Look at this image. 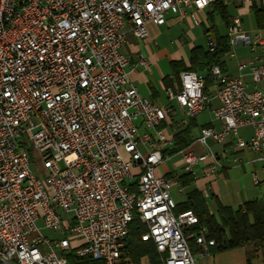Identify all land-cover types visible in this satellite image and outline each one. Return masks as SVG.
<instances>
[{"label":"built area","instance_id":"1","mask_svg":"<svg viewBox=\"0 0 264 264\" xmlns=\"http://www.w3.org/2000/svg\"><path fill=\"white\" fill-rule=\"evenodd\" d=\"M214 1L0 0V264H74L69 255L131 264L121 250L135 218L163 264H197L209 254L214 241L204 231L192 253L183 229L197 218L190 209L174 213L171 179L155 173L172 143L161 128L170 107L139 95L123 45L126 28L142 39L148 23ZM240 1L264 9V0ZM227 37L230 49L242 45L251 54L227 52L236 58L233 76L210 67L213 95L195 71H180L176 87L165 90L189 117L217 100L210 115L220 126L201 128L195 139L204 150L179 151L185 172L199 163L215 172L221 163L208 141L229 136L233 148L264 161V28L245 29L234 15ZM137 61L147 66L142 54ZM245 127L249 137L239 133ZM251 182L264 191V166L251 171ZM201 194L209 198V189Z\"/></svg>","mask_w":264,"mask_h":264},{"label":"trees","instance_id":"2","mask_svg":"<svg viewBox=\"0 0 264 264\" xmlns=\"http://www.w3.org/2000/svg\"><path fill=\"white\" fill-rule=\"evenodd\" d=\"M246 5L253 13L255 27L264 28V9L256 3ZM210 8L208 13L210 24L203 29L208 48L193 46L189 51L187 63L183 60L170 61L171 75L175 78H178L180 71H195L204 75L205 93H209L208 90L211 85L210 67L216 64L220 66L222 71H226L224 55L230 50L227 28L232 17L223 4V0H215ZM214 14L223 21L224 32H220L214 24L212 20ZM164 83L165 85L170 84L168 76L164 77ZM163 125L162 123L161 126ZM192 127L193 124H190L174 133L173 145L170 150H165V152L175 153L186 147L191 141ZM192 180L193 176L189 172L178 176V181L182 185L188 184ZM209 200L214 204L212 212L209 211L207 199L203 198L200 191L194 189L187 193L184 202L176 204L174 208V213L190 209L197 218L195 224L183 229L192 253L196 254L200 250L195 243V235L204 231L206 238L214 241V245L208 248L210 254L242 248L245 264H251V260L258 255L264 264V195L245 201L235 209L224 205L215 196L211 195ZM146 230L145 224L138 218L129 224L121 257L129 260L131 264H140L142 258L146 259L147 264H163L162 256L156 251L153 242L141 239V234L145 233ZM68 260L74 264H105L102 260L94 259L91 256L69 255Z\"/></svg>","mask_w":264,"mask_h":264},{"label":"crops","instance_id":"3","mask_svg":"<svg viewBox=\"0 0 264 264\" xmlns=\"http://www.w3.org/2000/svg\"><path fill=\"white\" fill-rule=\"evenodd\" d=\"M223 4L226 7H228L229 4H232L235 8H237V10L241 11L240 14H238L239 16L240 15L249 16L250 14H252L253 16L252 11L247 7V5L243 4L240 0H223ZM210 10L211 8L209 6L201 10H193V9L187 8L185 11V14L182 16L178 14L167 13L164 24L162 25H155L153 23L147 24L148 34L145 38H142L141 41H138L139 38L134 37L127 28L124 31L125 42L123 45V51L131 57L130 65L128 69L129 71L128 76H129L130 82L132 83L133 86L136 87L139 95L143 97H147L152 102L170 107V112L168 114V117L163 122L164 125L161 126V128L164 131H168L171 134L170 136L171 139L173 138V134L176 133L178 130H181L185 128L186 126L193 124V127L191 129V141L189 142L188 145H186V147H183L182 149L189 148L196 152H202L204 150L202 146L195 143V139L198 136L201 128L205 126H209L211 124L215 125L216 127L220 126L219 122L211 120V115H210V108L215 107L217 105V100L215 98H212L209 104V108L205 109L209 111V119L207 121L198 122L196 119V116L189 117L186 114L185 109L180 107L175 102V100H169L165 93L166 88L176 87L178 78L173 77L171 73L167 75L158 74V76H155L152 72L147 71L149 68V62L153 61L155 56H154V53L151 52V50L148 48L146 44L149 41L154 42L156 44V42L153 41V37L155 35H157L158 33H164L175 26H179L181 29L180 32L184 33L187 36V39H188L187 43H188L189 51L193 46H200V45L195 44L194 42L195 36H194L193 29L199 26L203 33V29L205 27H208L210 24V20L208 19V13L210 12ZM191 14H194L197 17L199 21L198 24H195L192 21ZM252 20L250 19L247 20V26L244 27L245 29L256 28V27H252L251 23H250L251 25L249 24V22ZM253 24H254V21H253ZM248 25H250V27ZM141 46L145 48L144 50L146 51V54H147V58H148V60L146 59L147 66L141 65L137 61L138 55L142 54ZM167 54L169 55L171 60H182L178 51H173L171 53L167 52ZM188 55H189V52H188ZM188 55L186 59L183 60L186 63L188 60ZM226 72H227V68H226ZM165 76H168L170 79L169 85H165L164 83ZM208 92L210 93V95H213V91L210 86H209ZM203 111L201 113H203ZM239 133L244 137H249L251 135V129L248 127H245V128L240 129ZM232 140H233V137L229 136L223 143H220V144L209 141L208 144L211 147V149L214 152L218 153V159L221 163V166L218 169H216L215 172H211L209 170L208 163H199L195 165L192 168V171L189 172L193 176V180L189 182L188 184L182 185L178 181L179 175L183 173H187L182 168V157L179 163V168L176 169L175 171H167V172L161 173L158 170L159 165L156 167L155 173L157 175H166L168 178L171 179V182L175 180L177 184L179 185L178 193L179 195L182 196V198L179 199L178 201L174 200L176 204H180L184 202L187 198V193L190 192L191 190L196 189L202 192V190L205 188L209 189V198L211 195L215 196L221 203H223L224 205H228L234 209L240 206L245 201H248L254 198H260L257 196H253L254 193L255 194L257 193V190L254 191L252 194H250L249 192L247 194L248 197L245 198L244 195L246 194L242 190V186L239 185V182L236 176V175L240 176L239 172L238 174L235 173L236 175L233 177V173H230V169L234 171L238 168H244L245 165L252 166L251 167L252 169L255 166H257V168L264 166V161L259 159L261 154L254 153L246 149H235L233 148ZM172 145H173V141L169 146L163 148V152L166 155V158H164L163 162L167 158L175 154H180L179 153L180 150L175 153H169L168 151H167L168 153L165 152V150H170ZM221 151H224V155L220 153ZM233 159H235V161ZM229 182H231L232 184L228 185L227 183ZM171 186H172V183H171ZM171 186H170V189H171ZM227 186L230 187V190H233L231 194L227 192V189H228ZM263 195H264V191H263V194H261V197ZM209 198H207V205H208L209 211L212 212L214 209V204L211 200H209ZM258 258H261V257H258ZM252 260H251V264H252Z\"/></svg>","mask_w":264,"mask_h":264},{"label":"rangeland","instance_id":"4","mask_svg":"<svg viewBox=\"0 0 264 264\" xmlns=\"http://www.w3.org/2000/svg\"><path fill=\"white\" fill-rule=\"evenodd\" d=\"M228 13L230 16L238 15L240 14L241 11L237 10L232 4H229L227 7ZM240 18L242 19V25L243 27L247 26V20L253 19L252 14L249 16H242L240 15ZM213 22L216 25L217 29L220 32H224V24L223 21L219 18V16L215 15L213 16ZM252 24V27H255V24H253V20L249 22V24ZM250 24V25H251ZM250 25H248L250 27ZM181 29L179 26H175L168 31L164 33H158L153 37L154 42L149 41L146 45L148 48L151 50V52L154 53V59L153 61L149 62V68L147 71L152 72L155 76H158V74L162 75H167L171 73V68H170V60L171 58L169 57L168 53H171L173 51H178L179 55L181 56L182 60H185L188 52H189V47L187 43V36L180 32ZM194 36H195V44L202 46L204 49L208 48V43H207V38L206 36L202 33L201 28L197 26L195 29H193ZM142 39L139 38L138 41H141ZM142 49V54L147 58L146 51L144 50L141 46ZM232 52L236 53V58L241 59L244 57H247L250 53L249 47H244L242 45H236L233 46L230 49ZM166 51V53H165ZM185 56V57H184ZM236 58H231L228 56L226 53L224 55V62L226 64L227 72L226 74L228 75H236L238 73L237 71V63H236ZM178 109V108H177ZM180 110V109H179ZM180 112V111H179ZM196 119L198 122H203L207 121L209 119V111L205 110L203 113L198 114L196 116ZM167 137H170L171 134L168 131H164ZM210 141V140H209ZM208 141V142H209ZM213 147V146H212ZM181 161V154H175L169 158H167L162 164L159 165L158 170L161 173L167 172V171H175L176 169L179 168V163ZM252 166L250 165H245L244 168H238L236 170L230 169V173H233V177L236 175L235 173L240 174V176H237L239 185L242 186V190L245 192L246 195H244L245 198L248 197V193L252 194L254 191L257 190V193L253 196L261 197V194H263V186H255L251 182V168ZM33 170L34 167L32 166ZM257 168L255 166L253 169ZM244 169V170H243ZM252 169V170H253ZM196 170V169H195ZM236 171V172H235ZM259 176L262 178V174H259ZM228 185H231L232 183L229 182L227 183ZM226 185V184H225ZM227 192L230 194L233 192V190H230V187L227 186ZM178 188L179 185L177 182L174 180L172 182V186L170 189V194L171 197L175 200L178 201L179 199L182 198L181 195L178 193ZM247 200V199H245ZM38 225L42 226V222L38 221ZM43 232L48 235V236H56L55 233L48 231L43 228ZM260 257V255H258ZM257 256L253 258L252 264H263L261 261V258H258ZM141 262V260H140ZM197 264H245V255L244 251L242 248H236L233 250H228V251H223L220 253L216 254H208L203 257L197 256L196 259Z\"/></svg>","mask_w":264,"mask_h":264},{"label":"bare ground","instance_id":"5","mask_svg":"<svg viewBox=\"0 0 264 264\" xmlns=\"http://www.w3.org/2000/svg\"><path fill=\"white\" fill-rule=\"evenodd\" d=\"M14 20H15V13H7L6 22H14Z\"/></svg>","mask_w":264,"mask_h":264}]
</instances>
